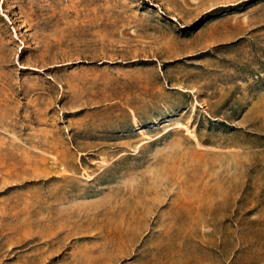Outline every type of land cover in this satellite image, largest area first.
Instances as JSON below:
<instances>
[{"label":"rangeland","instance_id":"374dc122","mask_svg":"<svg viewBox=\"0 0 264 264\" xmlns=\"http://www.w3.org/2000/svg\"><path fill=\"white\" fill-rule=\"evenodd\" d=\"M0 264H264V0H0Z\"/></svg>","mask_w":264,"mask_h":264}]
</instances>
